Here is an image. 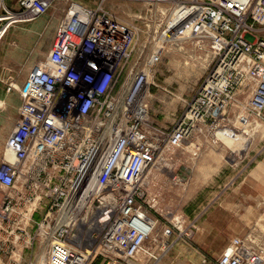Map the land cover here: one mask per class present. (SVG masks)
Masks as SVG:
<instances>
[{"label":"built area","instance_id":"obj_1","mask_svg":"<svg viewBox=\"0 0 264 264\" xmlns=\"http://www.w3.org/2000/svg\"><path fill=\"white\" fill-rule=\"evenodd\" d=\"M57 1L3 6L0 40ZM104 1H67L4 143V211L16 223L15 240L43 249L31 264L158 263L194 234L193 223L164 212L150 190L159 170L178 150L197 156L202 144L264 125V0H129L146 8L135 22ZM176 42L205 51L209 64L185 110L164 126L150 98L157 66ZM171 181L185 182L177 174ZM212 264H264V231L234 237Z\"/></svg>","mask_w":264,"mask_h":264},{"label":"rangeland","instance_id":"obj_2","mask_svg":"<svg viewBox=\"0 0 264 264\" xmlns=\"http://www.w3.org/2000/svg\"><path fill=\"white\" fill-rule=\"evenodd\" d=\"M19 1L0 0V13H4L3 6L19 10ZM67 1L58 0L33 21L14 23L0 40V164L4 143L18 119L21 88L33 65L50 51ZM82 1L94 6L99 0ZM104 6L120 20L133 22L146 9L143 2L129 0H105ZM208 64L207 53L190 42L167 46L150 98L151 114L159 124L171 126L185 110ZM246 129L248 134L238 136L237 148L223 139L202 144L193 156L185 147L168 162L169 168L159 170L150 190L160 196L164 212L171 210L192 222L194 234L188 243L177 239L155 264H212L234 237L253 229L264 231V125L259 122ZM174 174L183 178V185H173ZM6 192L0 186V264L36 263L43 249L36 241L15 240L16 223L4 211ZM163 217H159V229L167 222ZM29 231L33 233L34 228Z\"/></svg>","mask_w":264,"mask_h":264},{"label":"bare ground","instance_id":"obj_3","mask_svg":"<svg viewBox=\"0 0 264 264\" xmlns=\"http://www.w3.org/2000/svg\"><path fill=\"white\" fill-rule=\"evenodd\" d=\"M247 132H248V130L245 129L241 134L236 133V134H234L232 136H228V137H225L223 139L225 140V142L227 144L231 145L232 147L237 148L238 147V145H237L238 136H244L245 134H248Z\"/></svg>","mask_w":264,"mask_h":264}]
</instances>
